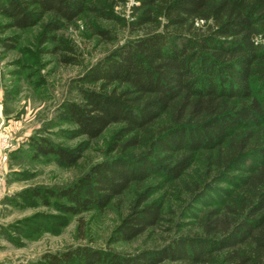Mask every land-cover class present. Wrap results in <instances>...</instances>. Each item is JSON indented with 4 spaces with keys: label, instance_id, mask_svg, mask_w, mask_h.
Wrapping results in <instances>:
<instances>
[{
    "label": "trees",
    "instance_id": "16d2710c",
    "mask_svg": "<svg viewBox=\"0 0 264 264\" xmlns=\"http://www.w3.org/2000/svg\"><path fill=\"white\" fill-rule=\"evenodd\" d=\"M128 1L0 0V16L22 31L50 17L43 24L47 39L59 23L87 13L112 20L113 10ZM135 1L134 29L162 31L125 44L91 69L83 81L98 86L83 89L82 102L68 104L65 119L75 126L72 139L95 140L117 125L114 146L144 134L147 149L126 156L143 145L131 138L119 157L94 165L56 197L70 203L64 210L74 216L104 210L152 177L182 178L200 154H208L213 176L207 173L203 185H194V192L203 193L196 205L210 197L209 190L225 202L203 220L194 216L204 237H180L161 251L134 257L76 247L47 253L38 264H264V0ZM35 147L67 166L80 157L47 140ZM223 181L237 190H219L215 183ZM162 219L163 203L138 194L110 244L130 243Z\"/></svg>",
    "mask_w": 264,
    "mask_h": 264
},
{
    "label": "rangeland",
    "instance_id": "374dc122",
    "mask_svg": "<svg viewBox=\"0 0 264 264\" xmlns=\"http://www.w3.org/2000/svg\"><path fill=\"white\" fill-rule=\"evenodd\" d=\"M136 5L129 0L117 6L112 20L87 13L71 23H59L60 30L47 39L43 38V24L52 21L50 17L22 31L10 28V22L0 16V264H38L47 253L76 247L109 250L125 257L161 251L180 237H204L199 217L194 216L203 220L209 210L224 204V197L209 190L210 197L196 205L203 193L194 192V185H203L207 175L213 176L208 154H200L182 178L152 177L134 185L104 210L94 208L74 216L64 210L70 203L56 197L94 165L119 157L131 138L136 136L143 145L130 149L126 156L147 149L144 134L130 135L114 146L121 129L117 125L95 140L72 139L69 133L75 126L65 119L66 106L82 102L83 89L98 86L83 81L91 69L125 44L162 31L154 26L135 30L132 12ZM65 57L72 63H62ZM43 140L80 157L67 166L57 157L42 155L35 145ZM215 185L219 190H237L225 181ZM142 193L163 203L162 221L130 243L110 244L114 230Z\"/></svg>",
    "mask_w": 264,
    "mask_h": 264
}]
</instances>
